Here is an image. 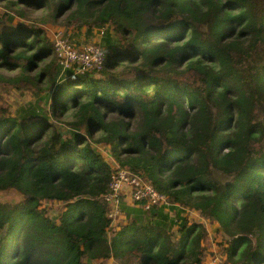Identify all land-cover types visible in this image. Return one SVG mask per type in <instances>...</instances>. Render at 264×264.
<instances>
[{"label":"trees","instance_id":"1","mask_svg":"<svg viewBox=\"0 0 264 264\" xmlns=\"http://www.w3.org/2000/svg\"><path fill=\"white\" fill-rule=\"evenodd\" d=\"M0 5V86L45 85L49 100L45 115L0 104V191L23 196L0 202V264H202L204 221L217 223L225 263L264 264V0ZM41 10L89 35L106 27L103 70L58 81L53 45L29 22ZM101 149L165 194L174 216L152 207L112 229L114 169ZM55 201L53 217L44 204Z\"/></svg>","mask_w":264,"mask_h":264},{"label":"rangeland","instance_id":"2","mask_svg":"<svg viewBox=\"0 0 264 264\" xmlns=\"http://www.w3.org/2000/svg\"><path fill=\"white\" fill-rule=\"evenodd\" d=\"M0 12H6V8H4L3 5H0ZM65 15L62 17H56L51 15V13L44 12V10L38 11L34 14L31 15L30 17V23L34 25L40 26L43 31H44V36L47 39L49 43L53 45L54 43V36L57 30L59 29H64L65 31H70L71 35L74 36V34L79 33L82 37L76 36L75 37V42L78 43V38L80 42L83 41V39H87V41L91 42L92 38L100 39V34H99V28L97 27H92L89 30V33L91 34V37L88 39V34H87V27L85 25L78 26L75 24H68L66 23ZM105 28V27H104ZM85 33V34H84ZM104 36V35H103ZM101 45H103V42L101 41ZM54 58V57H53ZM55 59V58H54ZM59 68V67H58ZM10 74V73H7ZM63 74L60 71V75L58 74V81L62 78ZM48 90V87H45V85L39 86L37 89H24V90H16L12 86L6 84V85H1L0 86V94H1V99H0V104L3 105L4 107L8 108V110L13 114V115H19L20 113H26L34 109L36 112H40V114L45 115L46 113L49 112V100L48 96L46 95V92ZM65 118H63L64 120ZM63 120L56 121L51 119L52 122H55L56 124H64L62 125L61 128L66 129L65 123H63ZM261 146L264 148V139L261 142ZM106 150V149H105ZM105 150H100L104 156V158L107 160V162H111V156L109 152H106ZM23 196L21 193L16 191L15 189H8L4 191H0V202L1 203H8V204H16L20 201H22ZM44 205L47 206L48 208V213L49 215L56 217L59 213L60 208L62 207V203L60 202H52V203H45ZM175 206H179L178 203L175 204ZM168 211H170V214L173 215L170 206ZM165 207V208H166ZM165 211V210H164ZM191 212V211H190ZM185 217H187L188 220L191 219H198L199 218V213L193 211L192 213H187V210L183 214ZM206 226L208 225V237L207 241L204 244L209 245L212 248L211 254L207 255V261L209 264H230L229 262H224L226 259L225 254L223 256L222 253L218 252L219 246L221 247V242L224 244L222 241L221 236L215 231L216 229L214 227H218L217 223H209L208 221H205ZM222 263H221V262Z\"/></svg>","mask_w":264,"mask_h":264},{"label":"built area","instance_id":"3","mask_svg":"<svg viewBox=\"0 0 264 264\" xmlns=\"http://www.w3.org/2000/svg\"><path fill=\"white\" fill-rule=\"evenodd\" d=\"M100 39L105 28H99ZM53 50L62 74L73 71L77 74L99 73L104 68L105 51L100 40L78 44L70 31L59 29L54 36ZM122 184L130 188L131 199L142 206L144 211L152 207L169 206L167 196L158 192L149 180L130 172L128 168H115L110 176V191L103 199L108 204V216L111 220L120 215V198L118 191Z\"/></svg>","mask_w":264,"mask_h":264},{"label":"crops","instance_id":"4","mask_svg":"<svg viewBox=\"0 0 264 264\" xmlns=\"http://www.w3.org/2000/svg\"><path fill=\"white\" fill-rule=\"evenodd\" d=\"M76 36L82 37L79 33ZM90 37H91V35L88 34V39ZM99 40H100L99 37H98V39H96L94 37L92 38V41H99ZM83 41H87V39H83ZM78 43H81L79 38H78ZM101 150H103V149H101ZM108 163L110 164V166L113 169L118 167L112 158H111V162H108ZM118 195H119L120 202H121L120 203V215L117 216L116 218H114L113 220H111L112 221V223H111L112 229L118 230L121 225H125L131 221L136 222L139 218L146 219L147 216H149L147 211H143L142 206L140 204L133 202V200L131 199V192H130L129 186H127L126 184H122L119 191H118ZM168 209H170V208L169 207L164 208L165 211H163V212H164V214H166L170 218H172L174 216V211H172V213H173V215H172V214H170V211H168ZM203 223L205 224V221ZM205 226H206V224H205ZM214 228L217 229V227H214ZM206 229L209 232L208 225L206 226ZM207 259L208 258L206 257L205 260L202 262V264H209ZM112 262H113V260L109 259L106 263L90 261L89 264H112Z\"/></svg>","mask_w":264,"mask_h":264},{"label":"clouds","instance_id":"5","mask_svg":"<svg viewBox=\"0 0 264 264\" xmlns=\"http://www.w3.org/2000/svg\"><path fill=\"white\" fill-rule=\"evenodd\" d=\"M102 28H104V27H102ZM98 29V28H97ZM105 29H106V27H105ZM105 34V33H104ZM102 38H103V36H102ZM102 38L100 39V43H101V41H102ZM89 41H86L85 43H88ZM84 43V41L83 42H81V43H78V44H83ZM102 47H103V45H102ZM104 48V47H103ZM104 51H105V49H104ZM105 58H106V52H105ZM68 72H72V71H70V70H68ZM93 74H98V73H93Z\"/></svg>","mask_w":264,"mask_h":264}]
</instances>
